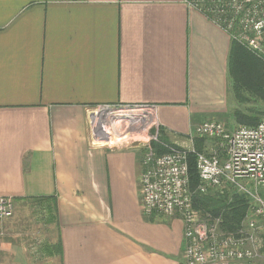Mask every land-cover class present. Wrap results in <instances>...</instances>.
I'll use <instances>...</instances> for the list:
<instances>
[{
  "label": "crops",
  "instance_id": "1",
  "mask_svg": "<svg viewBox=\"0 0 264 264\" xmlns=\"http://www.w3.org/2000/svg\"><path fill=\"white\" fill-rule=\"evenodd\" d=\"M232 41L187 0H0V196L56 198L47 261L184 264L183 221L143 213L139 146L100 110L147 107L187 145L231 107ZM16 223L0 220V264L31 258Z\"/></svg>",
  "mask_w": 264,
  "mask_h": 264
},
{
  "label": "built area",
  "instance_id": "2",
  "mask_svg": "<svg viewBox=\"0 0 264 264\" xmlns=\"http://www.w3.org/2000/svg\"><path fill=\"white\" fill-rule=\"evenodd\" d=\"M187 2L233 40L264 57V0ZM188 135L187 145L165 153L149 151L143 157V213L183 221L186 264H264V120L233 129L218 120H205ZM196 138L211 140L214 145L208 152L199 151L194 145ZM190 152L196 155L199 171L197 191L234 190L250 198L248 212L237 230H222L220 218L201 217L194 207ZM15 211L14 199L0 196V220L13 217Z\"/></svg>",
  "mask_w": 264,
  "mask_h": 264
},
{
  "label": "trees",
  "instance_id": "3",
  "mask_svg": "<svg viewBox=\"0 0 264 264\" xmlns=\"http://www.w3.org/2000/svg\"><path fill=\"white\" fill-rule=\"evenodd\" d=\"M229 71L232 81L231 92L235 98L240 102L251 100L264 102V60L233 40L229 55ZM263 115L264 110L256 105L249 106L246 111L242 109L234 111L235 119L243 125H256ZM205 140V138L194 140L197 150L208 152L210 146ZM167 144L173 143L160 129L159 138L152 142V145L157 153H165L168 152ZM188 163L190 187L194 191V207L201 217L206 218L210 215L213 220L220 218L222 230L227 232L237 230L248 212L250 198L234 190L219 192L210 189L207 193L197 191L200 178L196 155L193 152L189 153ZM261 193L264 196V189ZM14 202L16 207L19 203L23 202L21 206L27 203L32 207V212L41 215L46 223H54L57 219V202L54 196L19 198L14 199ZM149 220H155V216L149 217Z\"/></svg>",
  "mask_w": 264,
  "mask_h": 264
},
{
  "label": "rangeland",
  "instance_id": "4",
  "mask_svg": "<svg viewBox=\"0 0 264 264\" xmlns=\"http://www.w3.org/2000/svg\"><path fill=\"white\" fill-rule=\"evenodd\" d=\"M240 45H242V44H240ZM242 46H244V45H242ZM244 47H246V46H244ZM247 50H248V48H247ZM255 55L257 57L261 58L262 60H264L263 56H260L256 53H255ZM254 105H256L259 109L261 108L262 110H264V102L253 101V100L240 102L237 98H235V96L232 93L231 107L226 113L214 114V115L208 116L203 121H205V120H218V121H221V122L227 124L228 127H230V128H237V127L242 126L243 124L239 123L235 119L234 111L236 109H242V110L246 111L249 106H254ZM132 107L127 106V107L123 108L124 110L120 111V110H116V109H118L117 106L116 107L115 106H104L103 107L104 109L102 108L103 110L102 109L100 110L101 112L102 111H109L110 112V114L108 115L109 118H107V120H106V117H105V119H103L104 120L103 122L106 125H114L113 129L110 128L109 126H107L108 130L110 132H112L113 134L118 132L117 136H116V134H114V137L112 140L115 142V144L120 143V142H123L120 144H128V145H130L131 142H133V144H135V145L137 144V146H139L138 149L140 150L139 153L142 157H144L149 151L157 152L156 149L154 148V146L152 145V142L157 141V139L159 138V130L160 129L163 130L164 135H166V132H167L166 130L163 129L162 125H158L157 122L155 124H153L154 122L152 121L149 125H146V126L144 125L141 128V132L142 131L143 132L140 136H142V137L140 138L136 135L139 139L136 142L134 140L130 141V137H128L127 139L124 138L123 140L119 139V136H118L119 132H124L128 128L127 126H132L134 121H140L141 120L140 118L134 119L135 118L134 115L138 116V115L143 114V113L145 114L146 110H148V112H149V109L147 107H142V106H132ZM131 108H132V110H134V109H140V110H134V111H138V112L132 113V114H134V115H132V114H129V112L131 111ZM151 116L152 115L149 113L146 115V117H148L150 119L152 118ZM115 118H117V119H115ZM261 120H264V115L262 116V118H260L259 122ZM121 126H125V127H123L124 129ZM194 127H193V129H194ZM188 136L189 135H187V137ZM205 142L208 146L214 145V142L211 140L206 139ZM139 143H141V144H139ZM171 143H173V144H167L169 146V147H167L168 148L167 151H170V150H173L174 148L180 147V144H178L174 141ZM179 143H181V142L179 141ZM141 146H143V147L140 149ZM142 169H143V163H142ZM21 204H23V202L19 203L18 206L16 207V212H15L13 218L17 221L16 227H15L16 230L18 232H20L23 236L14 237V242L17 245V248L20 247L21 249H23V248L27 249V254L29 256H31V258L29 260H26V263L27 264H61V262L59 261L60 258L57 259L59 255H56V259L53 261H47L48 258L45 259L46 256L43 255V252H45L44 249L45 248L47 249L49 247L48 244L51 241H56V239H57V233L56 232H58V231L55 228V225L45 223V221L41 217V215L33 213L32 209H31L32 207L30 205H28L27 203H26V205H23V206H21ZM21 208H25L26 210L22 209L21 212H19ZM31 237L33 239L30 241L29 239ZM25 252H26V250H25ZM182 252L184 254V259H185L184 264H186L185 243H184V249L182 250ZM57 254H59V252H57ZM38 260H42V261H38Z\"/></svg>",
  "mask_w": 264,
  "mask_h": 264
},
{
  "label": "bare ground",
  "instance_id": "5",
  "mask_svg": "<svg viewBox=\"0 0 264 264\" xmlns=\"http://www.w3.org/2000/svg\"><path fill=\"white\" fill-rule=\"evenodd\" d=\"M134 117H135L134 119L140 118L141 120L140 121H134V123L132 124V126H127L128 128L124 132H121L122 133L121 135H119V139L120 140H123L124 138L127 139L128 137H130L131 135H134L135 133L138 134L137 136L142 137V136H140L141 135V128L144 125L145 126L146 125H149L150 122H151L150 118L146 117L145 114H142L140 116H134ZM107 118H109L108 115L106 116V120H107ZM115 119H117V118H115ZM108 126L110 128H112V129L114 128V127H112L114 125H108ZM121 127L123 128L125 126H121Z\"/></svg>",
  "mask_w": 264,
  "mask_h": 264
},
{
  "label": "flooded vegetation",
  "instance_id": "6",
  "mask_svg": "<svg viewBox=\"0 0 264 264\" xmlns=\"http://www.w3.org/2000/svg\"><path fill=\"white\" fill-rule=\"evenodd\" d=\"M108 106H113V105H108ZM132 107V106H131ZM133 108V107H132ZM132 108H131V111L129 112V114H132V113H136V112H138V111H134V110H140V109H134V110H132ZM126 116V115H125Z\"/></svg>",
  "mask_w": 264,
  "mask_h": 264
},
{
  "label": "water",
  "instance_id": "7",
  "mask_svg": "<svg viewBox=\"0 0 264 264\" xmlns=\"http://www.w3.org/2000/svg\"><path fill=\"white\" fill-rule=\"evenodd\" d=\"M145 112H146L145 114H148V113H147L148 111H145ZM143 114H144V113H143Z\"/></svg>",
  "mask_w": 264,
  "mask_h": 264
}]
</instances>
